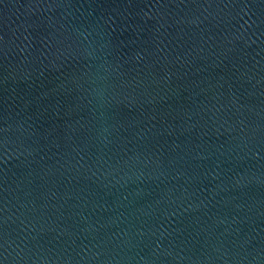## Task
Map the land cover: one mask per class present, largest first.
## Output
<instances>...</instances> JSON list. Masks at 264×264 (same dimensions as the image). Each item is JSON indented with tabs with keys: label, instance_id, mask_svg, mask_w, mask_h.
Returning a JSON list of instances; mask_svg holds the SVG:
<instances>
[{
	"label": "water",
	"instance_id": "1",
	"mask_svg": "<svg viewBox=\"0 0 264 264\" xmlns=\"http://www.w3.org/2000/svg\"><path fill=\"white\" fill-rule=\"evenodd\" d=\"M0 264H264V0H0Z\"/></svg>",
	"mask_w": 264,
	"mask_h": 264
}]
</instances>
